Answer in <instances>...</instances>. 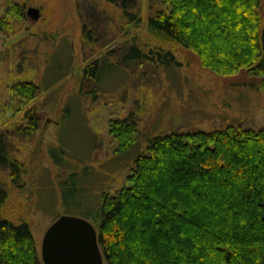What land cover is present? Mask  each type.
Listing matches in <instances>:
<instances>
[{"label": "trees", "instance_id": "1", "mask_svg": "<svg viewBox=\"0 0 264 264\" xmlns=\"http://www.w3.org/2000/svg\"><path fill=\"white\" fill-rule=\"evenodd\" d=\"M159 1L167 9L147 18L143 49L133 46L137 59L125 65L149 57L155 67L167 68L173 61L172 48L178 47L216 74L245 70L260 78L259 85L251 87L264 89V0ZM105 2L120 7L128 25L142 27L132 0ZM9 10L19 20L24 17L23 6ZM96 65L94 60L83 69L80 82L91 78L94 84H104L89 73ZM107 67L105 84L120 70ZM41 91L37 84L22 82L9 92L26 105ZM70 110L69 106L62 110L64 126ZM22 118L16 132L33 134L37 122L32 110ZM108 133L119 157L139 147L144 135L137 121L121 119L108 122ZM145 140L121 187L112 194L103 192L83 218L97 230L105 264H264V126L253 131L228 125ZM49 153L53 165L61 166L62 148H51ZM0 168L20 188L27 170L9 153L4 132H0ZM77 186L75 174L61 183L64 209L71 202L83 203L76 198L82 192ZM7 199L0 186V210ZM0 264H42L26 215L13 219L0 214Z\"/></svg>", "mask_w": 264, "mask_h": 264}, {"label": "rangeland", "instance_id": "2", "mask_svg": "<svg viewBox=\"0 0 264 264\" xmlns=\"http://www.w3.org/2000/svg\"><path fill=\"white\" fill-rule=\"evenodd\" d=\"M132 2L141 16L140 29L128 25L120 7L105 0H0V18L4 19L0 132L7 137L11 156L27 170L16 188L8 171L0 168V186L8 195L0 214L13 219L26 215L39 254L42 237L54 219L61 215L85 218L103 192L112 194L121 187L130 174L132 157L143 152L146 138L209 132L228 125L253 131L264 126V89H253L260 78L245 70L216 74L178 47L172 48L173 61L167 68L155 67L149 57L125 65L137 59L133 46L143 49L147 18L167 9L159 0ZM13 5L23 6L21 20L12 16L9 8ZM29 7L39 10L37 21L27 17ZM94 60L97 65L89 73L98 75L104 84H94L91 78L80 82L83 69ZM107 66L120 69L109 84H105ZM22 82L42 89L26 105L9 92L12 85ZM65 106L72 113L64 126ZM28 109L37 129L21 136L16 130ZM115 119L137 121L144 134L139 147L123 157L114 154L116 143L108 133V122ZM59 146L63 162L54 166L49 150ZM70 174H75L77 187L82 189L76 198L83 203L71 202L64 209L61 183Z\"/></svg>", "mask_w": 264, "mask_h": 264}, {"label": "water", "instance_id": "3", "mask_svg": "<svg viewBox=\"0 0 264 264\" xmlns=\"http://www.w3.org/2000/svg\"><path fill=\"white\" fill-rule=\"evenodd\" d=\"M26 15L39 19V10L29 7ZM42 264H103L96 228L81 217L61 215L46 229L41 245Z\"/></svg>", "mask_w": 264, "mask_h": 264}]
</instances>
